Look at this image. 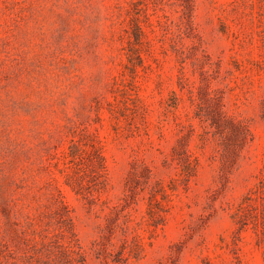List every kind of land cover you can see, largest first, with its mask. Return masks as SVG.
<instances>
[{
    "label": "rangeland",
    "instance_id": "rangeland-1",
    "mask_svg": "<svg viewBox=\"0 0 264 264\" xmlns=\"http://www.w3.org/2000/svg\"><path fill=\"white\" fill-rule=\"evenodd\" d=\"M0 264H264V0H0Z\"/></svg>",
    "mask_w": 264,
    "mask_h": 264
}]
</instances>
